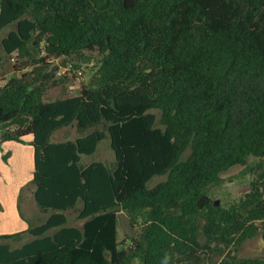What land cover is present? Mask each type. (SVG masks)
<instances>
[{
  "label": "trees",
  "instance_id": "obj_1",
  "mask_svg": "<svg viewBox=\"0 0 264 264\" xmlns=\"http://www.w3.org/2000/svg\"><path fill=\"white\" fill-rule=\"evenodd\" d=\"M0 46V66L16 55L0 150L31 137L46 215L0 234V264H264L239 255L256 235L264 254V0H0ZM60 57L95 70L46 100ZM68 126L79 135L52 139ZM106 138L113 163L84 164ZM234 165L253 171L250 189L215 206L207 187ZM121 212L140 226L125 248Z\"/></svg>",
  "mask_w": 264,
  "mask_h": 264
},
{
  "label": "rangeland",
  "instance_id": "obj_2",
  "mask_svg": "<svg viewBox=\"0 0 264 264\" xmlns=\"http://www.w3.org/2000/svg\"><path fill=\"white\" fill-rule=\"evenodd\" d=\"M9 26L2 31L3 37L11 28ZM2 52L0 46V53ZM16 55L8 58L0 66V78L13 75V64ZM72 58H51L50 67L56 68V79L58 85L51 88L45 95L46 100H55L69 95L79 93L81 87L86 85L93 71L94 62H76ZM4 81L0 80V87ZM79 134L73 126H68L56 131L52 137L55 141L74 139ZM11 146L12 159L5 161L3 153L10 150L0 151V234H12L22 231L29 224L42 222L46 215L42 214L35 203L33 197V185L30 183L33 171L32 145L27 141L19 145ZM189 150L187 151V153ZM16 157L14 158V156ZM88 160H101L108 165L114 161V154L110 146V139L106 138L99 142L96 152L91 156H82V162ZM258 161L251 158L249 163ZM264 162V160H263ZM221 181L207 187V193L215 206H229L237 202L243 194L249 191L250 181L254 177L252 170H247L244 165H234L227 170L220 172ZM164 179V176L156 177L150 185ZM19 206V207H18ZM70 224L81 225L79 220L74 218L75 213H69ZM140 226H131L126 213L121 212L118 216V242L120 248H125L131 244V240L137 235ZM28 234H22L17 239L10 240V244L19 246L24 240L28 239ZM243 257H263V240L260 235L246 239L239 251ZM217 259L214 257V260Z\"/></svg>",
  "mask_w": 264,
  "mask_h": 264
},
{
  "label": "crops",
  "instance_id": "obj_3",
  "mask_svg": "<svg viewBox=\"0 0 264 264\" xmlns=\"http://www.w3.org/2000/svg\"><path fill=\"white\" fill-rule=\"evenodd\" d=\"M8 75H6V77L5 76H3L2 78H0V80H2V81H4L5 82V80L8 78L7 77ZM10 77V76H9ZM4 84V83H3ZM24 141H28V142H30L31 141V137L30 136H27V137H25V139H24ZM20 143H16V142H7V143H5V144H3L2 145V150H0V151H3L4 152V150H10L11 151V153H10V156L8 157V160H10V159H12V150L10 149V147L13 145V146H15L14 147V149L16 148V145H19ZM16 157V155L14 156V158ZM92 160H88V161H86L84 164H88L89 162H91Z\"/></svg>",
  "mask_w": 264,
  "mask_h": 264
},
{
  "label": "water",
  "instance_id": "obj_4",
  "mask_svg": "<svg viewBox=\"0 0 264 264\" xmlns=\"http://www.w3.org/2000/svg\"><path fill=\"white\" fill-rule=\"evenodd\" d=\"M26 62H27V61H23V62H21V64H23V65H24V64H26Z\"/></svg>",
  "mask_w": 264,
  "mask_h": 264
}]
</instances>
